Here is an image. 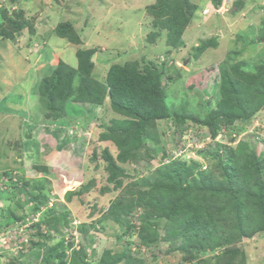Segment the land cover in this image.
Wrapping results in <instances>:
<instances>
[{"label": "rangeland", "instance_id": "1", "mask_svg": "<svg viewBox=\"0 0 264 264\" xmlns=\"http://www.w3.org/2000/svg\"><path fill=\"white\" fill-rule=\"evenodd\" d=\"M155 2L0 0V264H264V0H187L166 54ZM87 50L89 74L47 109L43 78ZM133 62L179 75L164 93L183 121L126 139L90 92Z\"/></svg>", "mask_w": 264, "mask_h": 264}, {"label": "trees", "instance_id": "2", "mask_svg": "<svg viewBox=\"0 0 264 264\" xmlns=\"http://www.w3.org/2000/svg\"><path fill=\"white\" fill-rule=\"evenodd\" d=\"M194 9L195 7L188 4L187 0H156L154 4L146 8V12L152 17L151 28H154L148 34V39L155 41L162 37V33L165 32L166 36L163 42L167 49L164 54L170 53L173 49L183 47L184 41L182 36L188 23L186 15L192 14ZM184 11L188 12V14L185 15ZM58 36L63 37V32L59 31ZM203 45L205 46L202 43L198 50L202 51L204 48ZM92 55V50L77 52L78 69L71 68L60 61L59 65L52 70L51 74L43 78V84L41 87L39 86L38 94L41 100L44 99V94L47 96L51 95L49 99L52 103H47V109H51V106L54 104L52 99L54 96H57L54 87L58 86V82L62 81V88L71 91L72 88L69 87L78 75L89 74V70L91 71L93 67L91 61ZM164 63L162 62L163 65ZM140 70L136 62L132 64L127 63L123 66L111 65L106 74V85L100 83L105 85V87L99 86L104 91L101 92V89H97L96 92H90L96 100H103L104 97H107L113 111L124 117V119L116 121L115 124L121 129L130 128L131 132L126 135V139L137 136L140 127L144 128L148 123L154 124L156 121L166 118H170L173 123L184 120L178 113H171L169 106L165 102V85L168 81L178 80L179 75L177 79L176 77H165L163 76L166 75L165 70H159L157 66L149 63L147 65L145 64L142 70ZM163 78L165 80H162ZM48 83L51 88L48 86ZM261 85L264 89V83ZM71 93H74V91L72 90ZM96 93L97 95H95ZM73 95V99L76 102L78 96L75 93ZM65 97L62 100H67ZM69 97L71 98V96ZM257 99L258 105L264 104V97ZM225 100L228 99L222 97V107ZM42 106H44V102H42ZM229 106L227 105L225 108ZM223 110L218 105L216 113L222 115V112H229L228 109ZM189 118L191 119V117ZM118 139L114 137L110 140L116 143L115 141Z\"/></svg>", "mask_w": 264, "mask_h": 264}, {"label": "crops", "instance_id": "3", "mask_svg": "<svg viewBox=\"0 0 264 264\" xmlns=\"http://www.w3.org/2000/svg\"><path fill=\"white\" fill-rule=\"evenodd\" d=\"M50 64H51V65H49V68H50V70H51V67H52L53 64H54V60L51 61ZM26 76H27V75H26ZM26 76H24V75L21 76V84L24 83L25 79L27 78ZM34 80H35V79H34ZM21 84H20V85H21ZM32 90H33V93H36V89H32ZM29 97H30V98H29ZM24 99H25V100H24V106H23L24 113H25V109H26V113H29V111H28V110H29V107H28V105H26V104H27V103H29V104H30V103L35 104L36 100L33 99V101L31 102V92L28 94V97H27V98L25 97ZM30 105H32V104H30ZM11 109H15V107H14V108H11ZM26 113H25V114H26Z\"/></svg>", "mask_w": 264, "mask_h": 264}, {"label": "water", "instance_id": "4", "mask_svg": "<svg viewBox=\"0 0 264 264\" xmlns=\"http://www.w3.org/2000/svg\"><path fill=\"white\" fill-rule=\"evenodd\" d=\"M186 63V62H185Z\"/></svg>", "mask_w": 264, "mask_h": 264}]
</instances>
